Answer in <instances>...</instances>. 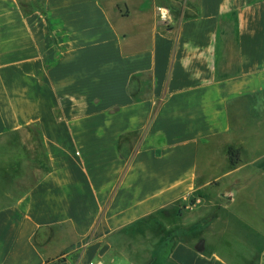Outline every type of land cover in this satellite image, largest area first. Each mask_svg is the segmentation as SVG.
Instances as JSON below:
<instances>
[{
	"label": "crops",
	"instance_id": "0c3cea01",
	"mask_svg": "<svg viewBox=\"0 0 264 264\" xmlns=\"http://www.w3.org/2000/svg\"><path fill=\"white\" fill-rule=\"evenodd\" d=\"M263 175L264 0H0V264H264Z\"/></svg>",
	"mask_w": 264,
	"mask_h": 264
},
{
	"label": "rangeland",
	"instance_id": "374dc122",
	"mask_svg": "<svg viewBox=\"0 0 264 264\" xmlns=\"http://www.w3.org/2000/svg\"><path fill=\"white\" fill-rule=\"evenodd\" d=\"M164 15H165V17L163 16L162 12H160V11H159V13L157 15V20L160 23H162V24H164L169 19V14H168L167 11L164 12ZM218 174L220 175L222 173L220 172ZM236 176L237 175H234V177L232 178V180L234 182H236L237 180L240 179V178H237ZM249 176H251V175L245 174V175L241 176V179H245L246 180V179H248ZM227 181H229V180H227ZM231 185H233V184H231ZM224 187H226L225 184H223V188ZM220 189L221 188L218 187V186H215V185L211 186V190H212L211 192H214V193L210 192L209 193L210 197L211 198H219V199H221L222 197L227 198L226 195H224V196L223 195L220 196V195H217V194L215 195V193L221 192ZM233 189H234V187H231L230 190H233ZM263 195H264V175L262 177H260L259 180L255 181L252 184L251 188L248 191V195L247 196L245 195V198H244L245 200L241 201V202H239L240 201L239 200L238 203L241 204V205H239L237 203L236 204L237 206L235 205L233 207V210L235 212L241 214L242 211H246L248 208H250L251 211L248 214H245V215H248L252 222L258 223V222L262 221L263 218H264V209H263L264 208V204H262L263 199H264ZM192 200H193V202H190L189 206L185 205V204H181L179 207H177L176 211H173L174 214L170 213V218H174L176 214L182 215L184 210L190 211L191 207H192V204L197 200V198H193ZM226 201H227V199H226ZM237 213L234 214L235 217L237 216ZM224 214H227V213L225 211L223 212V210L219 211V215H224ZM230 229L239 231V230H244V227L237 220V218H233V222H232V225H231ZM144 256H145L144 254H140V255H138V259L141 261V258H143Z\"/></svg>",
	"mask_w": 264,
	"mask_h": 264
},
{
	"label": "trees",
	"instance_id": "16d2710c",
	"mask_svg": "<svg viewBox=\"0 0 264 264\" xmlns=\"http://www.w3.org/2000/svg\"><path fill=\"white\" fill-rule=\"evenodd\" d=\"M238 150L234 149V148H230L229 149V157L231 160V163L233 165H236L238 161H236V157L238 156Z\"/></svg>",
	"mask_w": 264,
	"mask_h": 264
},
{
	"label": "built area",
	"instance_id": "2783aa9c",
	"mask_svg": "<svg viewBox=\"0 0 264 264\" xmlns=\"http://www.w3.org/2000/svg\"><path fill=\"white\" fill-rule=\"evenodd\" d=\"M163 16L165 17L164 13L162 12Z\"/></svg>",
	"mask_w": 264,
	"mask_h": 264
}]
</instances>
